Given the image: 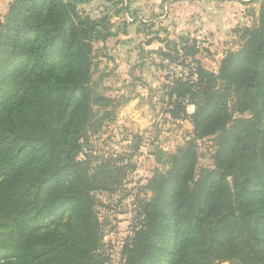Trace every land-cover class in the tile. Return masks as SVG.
I'll list each match as a JSON object with an SVG mask.
<instances>
[{"label":"trees","instance_id":"obj_1","mask_svg":"<svg viewBox=\"0 0 264 264\" xmlns=\"http://www.w3.org/2000/svg\"><path fill=\"white\" fill-rule=\"evenodd\" d=\"M89 1L13 0L0 23V264L110 260L96 193L124 189L135 151L85 149L113 115L92 83L93 42L111 36V17L80 13ZM256 19L218 71L195 39L171 41L189 73L168 76L167 112L194 136L138 199L124 264H264V0ZM204 138L214 167L199 169Z\"/></svg>","mask_w":264,"mask_h":264},{"label":"rangeland","instance_id":"obj_2","mask_svg":"<svg viewBox=\"0 0 264 264\" xmlns=\"http://www.w3.org/2000/svg\"><path fill=\"white\" fill-rule=\"evenodd\" d=\"M12 2L0 0V23ZM262 2L229 0L227 12H219L223 2L217 0H90L78 5L80 13L96 19L108 15L112 23L111 36L93 42L92 80L98 93L113 101L108 108L113 112L112 121L89 139L85 149L106 156L122 152L124 147L135 151L136 170L128 176L124 189L114 194L96 193L103 242L110 256L107 264H124V246L141 220L138 199L151 197L146 186L156 170L168 168L169 154H175L194 136L188 118L174 119L167 112L171 108L164 95L168 76L189 73L182 63V51L176 53L171 41L181 48L183 37L195 39L203 64L218 71L225 54L243 43V28L256 25ZM194 110L193 105H187L189 113ZM197 145L199 169L214 167L211 154L216 145L212 138L199 139Z\"/></svg>","mask_w":264,"mask_h":264},{"label":"crops","instance_id":"obj_3","mask_svg":"<svg viewBox=\"0 0 264 264\" xmlns=\"http://www.w3.org/2000/svg\"><path fill=\"white\" fill-rule=\"evenodd\" d=\"M217 1L223 2L221 5L218 6V9H220L219 12H222L224 10H225V12H227L226 9L231 8L230 5H226V2H229V0H217ZM244 1H246V0H244ZM233 8H236V7L233 6ZM243 15H245V13H243ZM208 26L211 27L210 25H208ZM207 29H208V27H207Z\"/></svg>","mask_w":264,"mask_h":264},{"label":"water","instance_id":"obj_4","mask_svg":"<svg viewBox=\"0 0 264 264\" xmlns=\"http://www.w3.org/2000/svg\"><path fill=\"white\" fill-rule=\"evenodd\" d=\"M81 1H89V0H81Z\"/></svg>","mask_w":264,"mask_h":264}]
</instances>
